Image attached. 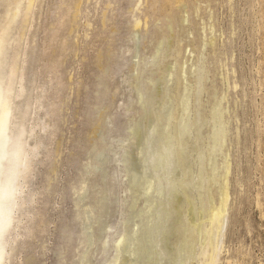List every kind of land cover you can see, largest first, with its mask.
Listing matches in <instances>:
<instances>
[{
    "label": "rangeland",
    "instance_id": "374dc122",
    "mask_svg": "<svg viewBox=\"0 0 264 264\" xmlns=\"http://www.w3.org/2000/svg\"><path fill=\"white\" fill-rule=\"evenodd\" d=\"M31 1L5 264H264V0Z\"/></svg>",
    "mask_w": 264,
    "mask_h": 264
},
{
    "label": "bare ground",
    "instance_id": "6f19581e",
    "mask_svg": "<svg viewBox=\"0 0 264 264\" xmlns=\"http://www.w3.org/2000/svg\"><path fill=\"white\" fill-rule=\"evenodd\" d=\"M31 2L26 5L27 10L25 11H28ZM20 4L21 0H13L0 15V264H5L8 260L6 249L8 233L15 227L14 223L19 222L18 218L15 220L14 214L24 203L23 180L31 154L38 147L36 144L33 147L26 145L27 131L23 120L27 110L25 107H15L13 104L15 98L25 96L24 86L19 84L22 76L17 77L16 75V56L11 55L12 58L9 59L8 54L12 39L10 30L22 11ZM15 82L19 84L16 90H14ZM214 211L217 213L215 217L218 218L212 221H216L219 233L224 219L221 210ZM215 235L217 237L216 250L219 235Z\"/></svg>",
    "mask_w": 264,
    "mask_h": 264
}]
</instances>
